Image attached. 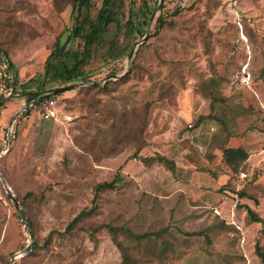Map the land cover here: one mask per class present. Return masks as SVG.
I'll list each match as a JSON object with an SVG mask.
<instances>
[{
  "label": "rangeland",
  "instance_id": "obj_1",
  "mask_svg": "<svg viewBox=\"0 0 264 264\" xmlns=\"http://www.w3.org/2000/svg\"><path fill=\"white\" fill-rule=\"evenodd\" d=\"M53 2L0 0V50L18 84L26 86L24 95L35 93L57 39L67 48L76 46L67 41L71 7L59 12ZM128 2L126 13L141 7L139 18H145L130 62L128 54L105 66H87L91 82L107 84L108 91L91 90L89 101L87 89L77 88L84 84H69L75 87L55 100V119L43 120L33 110L10 138L0 160V264H10L13 256L17 264H120V253L102 225L125 226L134 235L167 229L164 256H150L151 264H262L254 254L260 225L243 228L242 235L229 222L232 211L235 221L244 215L236 207L241 203L237 193L230 191L242 169L235 173L224 165L222 148L242 147L251 164L259 166L252 182L247 167L243 190L258 199L264 215V181L253 186L264 170V0ZM161 17L172 25L155 33ZM112 71L117 77H109ZM211 80L217 85L209 87ZM55 87L48 81L45 88ZM24 95L0 105L4 139ZM124 114L129 125L141 124L135 135L143 145L139 155L166 156L174 172L161 165L146 168L133 158L139 143L114 145V129ZM117 173V189L103 191L93 205L95 186ZM6 188L35 232L39 248L33 253ZM93 206L94 214L82 219L71 236L59 235ZM118 239L130 241L125 232ZM143 248L134 254L137 258L146 255Z\"/></svg>",
  "mask_w": 264,
  "mask_h": 264
},
{
  "label": "trees",
  "instance_id": "obj_2",
  "mask_svg": "<svg viewBox=\"0 0 264 264\" xmlns=\"http://www.w3.org/2000/svg\"><path fill=\"white\" fill-rule=\"evenodd\" d=\"M97 1L99 2V6L96 8ZM128 1L129 0H64L62 3L59 0H54L53 5L56 11L63 12L66 6L71 7L73 26L67 41L72 43L71 46L74 44H76V46L73 48H67L65 43H61L59 39L54 42L53 47L45 60L43 75L41 78H37L39 82L35 84V93L28 92V94L24 95L23 93L26 91V86L17 85L25 99L40 96L34 110L42 111L44 103L47 100L55 101L61 94L59 93L57 95H53L49 94V92L54 89L62 88V86L67 87L69 84H73L75 82H81L84 84L77 88L87 89L85 97L87 96L89 101L92 99L90 95L91 90L96 89L104 91V93L108 91L107 84L100 86L91 82L89 79L91 70H89L87 66L93 62H97L99 65L105 66L111 62H115L126 57L130 53L132 47L136 44L135 40L143 37L144 34L141 31L140 22H145V18L142 20L139 18L140 15L143 14V11L140 7L136 12L129 9L126 13L125 9L130 5ZM168 24L172 25V22H166L163 17L159 18L157 20L155 33L161 31ZM143 45L139 47L138 51L143 47ZM0 54H2L9 61L1 50ZM55 63L57 64L55 65ZM10 65L12 66L11 63ZM54 65L58 66L57 69H55L53 76H51L50 73ZM117 75L118 73L116 71H112L109 77L115 78ZM48 81L52 84H57L58 87L46 89L45 87ZM215 85H217L215 81L211 80L209 87ZM22 87H24V90ZM214 92L211 94L213 95ZM144 110L145 113H147L148 105ZM261 120L264 128L262 111ZM138 128H141V124H138V126L136 125V127L129 125L126 114L121 115L116 129H114L116 132L113 139L114 145L130 140L134 143H139L133 153V158L139 160L146 168H150L153 165H161L168 171L174 172L175 164L166 156L155 155L142 157L139 155L143 145L142 142H138V139L135 136ZM248 158L249 153L242 147L224 146L222 148L223 163L232 172L236 173L242 169V171L248 174ZM1 159L2 157H0V160ZM256 175L257 171L253 170L249 180L252 182ZM119 181L120 178L117 173L116 177L112 181L97 184L94 189L95 193L92 199V204L95 205L99 199V194L103 191L116 190ZM243 188L244 186L237 191L234 188L232 190L230 189V191L235 192V195L237 193L236 198L238 201L250 198ZM226 193H228V191ZM19 207L24 215L25 213L23 208L21 206ZM236 207L244 213L241 220L237 219V222L242 225L243 228L254 223L260 224V229L258 231L259 236L254 244V254L257 259L264 264V244L262 238H260L264 236V216H260L259 213L242 203H238ZM94 211V206L92 208L82 210L66 226L65 230L62 233H59V235L67 234L71 236L73 229L77 227L80 221L92 216ZM27 223L33 238L31 247V253H33V251L39 248V242L28 220ZM101 227L107 229L113 244L118 249L121 258L120 264H151L152 261L150 256H154L158 259H162L164 256L163 247L167 244V242L163 237L167 233V229L156 233L134 235L127 231L125 226L114 227L110 225H102ZM123 232L126 233L127 238L130 240L127 243L118 239V236ZM89 235L91 238L94 237L92 232H90ZM186 235L189 236L194 234L186 233ZM51 238L52 233L48 235L43 244H48ZM149 239H153V241H150ZM143 244V249L146 251V255H144L142 259L137 258L134 254L139 253ZM14 264H17V262L14 261Z\"/></svg>",
  "mask_w": 264,
  "mask_h": 264
},
{
  "label": "built area",
  "instance_id": "obj_3",
  "mask_svg": "<svg viewBox=\"0 0 264 264\" xmlns=\"http://www.w3.org/2000/svg\"><path fill=\"white\" fill-rule=\"evenodd\" d=\"M17 85L18 82H17L16 74L13 71L12 66L10 65L9 61L2 54H0V105H2L3 101L8 98H12V97L20 98L21 90L18 89ZM39 99L40 96H37L29 100L25 99L23 101L19 113L15 116V118H13L10 124V128L7 134V139L4 142V145L0 148V157L4 156L8 151V148L10 146V138H13V127L20 122L21 118L28 115L31 111L35 109L36 103L39 101ZM261 111L263 112V118H264L263 106H261ZM38 112L43 120L55 119L57 117L55 101L47 100L44 103L43 110ZM263 151H264V146H263ZM247 179H248V174L246 172L244 171L239 172L232 183L234 189L237 191L241 187H243ZM233 208L235 207L233 206ZM214 212L216 213V215H220V213L217 210H214ZM233 218H234V211H232L231 219L229 222L243 235L242 225H240L237 222V220L236 221L233 220Z\"/></svg>",
  "mask_w": 264,
  "mask_h": 264
},
{
  "label": "crops",
  "instance_id": "obj_4",
  "mask_svg": "<svg viewBox=\"0 0 264 264\" xmlns=\"http://www.w3.org/2000/svg\"><path fill=\"white\" fill-rule=\"evenodd\" d=\"M27 100H29V99H27ZM23 101H24V99L21 101V104H20V107H19V110H20V108H21V105H22V103H23ZM18 114V113H17ZM16 114V115H17ZM30 114V113H29ZM29 114L28 115H26V116H24L23 118H21V120H20V122L18 123V124H16L14 127H13V138H15V136H16V130H17V128L19 127V125L21 124V121H23V120H25L26 118H28L29 117ZM15 118V117H14ZM13 120V119H12ZM12 122V121H11ZM9 128H10V125L9 126H5V130H7V133H6V135H5V139L4 138H2V134H1V136H0V140H1V142H0V146L2 147L3 145H4V142L6 141V139H7V134H8V131H9ZM264 146V145H263ZM262 152L264 153V151H263V148H262ZM251 157H250V155H249V158H248V160H247V163H248V166L252 169L251 171L253 172V170H258L259 169V166H254L253 164H251ZM262 167H264V164L262 165ZM221 178H222V176H220V177H218V179L217 180H214L215 182H217V184H211V188L212 189H216V185H218V183H219V181L221 180ZM258 179H262V181H264V170H263V172L258 176V178H257V180L256 181H254V183H253V186L254 187H257V186H255V183L258 181ZM260 184L261 183H259V186H260ZM252 186V187H253ZM259 186L257 187V188H259ZM209 192H212V191H209L208 190V193ZM201 194H203L204 193V195H206L207 194V192H203V191H201L200 192ZM226 194V193H225ZM248 194V196L250 197V200H248V198H246V199H241L240 200V202L242 203V204H245V205H247L248 207H250L251 209H253L254 211H256L257 213H259V208H260V206H261V204L258 202V199H255V196L252 198L251 196V194H249V193H247ZM203 200H204V202L202 201V203H204V204H206L207 203V201H208V197L207 196H205L204 198H203ZM238 201V200H237ZM255 202V205L253 206L251 203H254ZM199 206V205H198ZM198 206H196V207H198ZM261 216V215H260ZM262 216H264V215H262ZM257 225H260V224H258V223H254V224H251V225H249V226H247V227H245L244 229H249V228H251L252 226L253 227H255V226H257ZM244 232V231H243ZM244 240H246V237H244Z\"/></svg>",
  "mask_w": 264,
  "mask_h": 264
},
{
  "label": "water",
  "instance_id": "obj_5",
  "mask_svg": "<svg viewBox=\"0 0 264 264\" xmlns=\"http://www.w3.org/2000/svg\"><path fill=\"white\" fill-rule=\"evenodd\" d=\"M146 40H147V37H145V38H144L139 44H142V43L145 42ZM132 55H133V50L129 53V55H128V57H127V61H128V63L130 62V60H131V58H132ZM73 87H75V86H67V87H62V88L54 89V90H52L51 92H49V94L57 95V94H59V93L65 92V91H67V90H70V89H72ZM6 192H7L8 196L10 197V199H11V201H12V203H13V206H14L16 212H17V215L19 216L20 220L23 222V226H24V227L27 229V231H28V236H29V239H30V246H29V248L31 249V247H32V242H33V238H32V234H31V232H30V230H29V225H28L27 221L24 219V216H23V214H22V212H21V209H20V207H19V205H18V202L16 201V199L14 198V196L9 192V189H8V188H6ZM18 255H20V254H18ZM15 258H16V257H14V256L11 258L10 264H14V260H15Z\"/></svg>",
  "mask_w": 264,
  "mask_h": 264
}]
</instances>
